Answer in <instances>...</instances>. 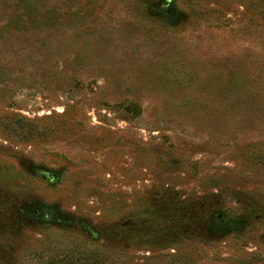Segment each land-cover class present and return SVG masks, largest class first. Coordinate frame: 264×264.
Returning <instances> with one entry per match:
<instances>
[{
    "label": "rangeland",
    "instance_id": "rangeland-1",
    "mask_svg": "<svg viewBox=\"0 0 264 264\" xmlns=\"http://www.w3.org/2000/svg\"><path fill=\"white\" fill-rule=\"evenodd\" d=\"M0 264H264V0H0Z\"/></svg>",
    "mask_w": 264,
    "mask_h": 264
}]
</instances>
